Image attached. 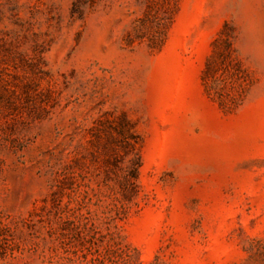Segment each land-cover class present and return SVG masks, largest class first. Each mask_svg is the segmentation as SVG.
<instances>
[{
	"label": "rangeland",
	"instance_id": "374dc122",
	"mask_svg": "<svg viewBox=\"0 0 264 264\" xmlns=\"http://www.w3.org/2000/svg\"><path fill=\"white\" fill-rule=\"evenodd\" d=\"M0 264H264V0H0Z\"/></svg>",
	"mask_w": 264,
	"mask_h": 264
}]
</instances>
